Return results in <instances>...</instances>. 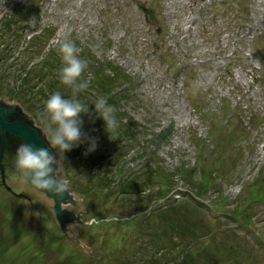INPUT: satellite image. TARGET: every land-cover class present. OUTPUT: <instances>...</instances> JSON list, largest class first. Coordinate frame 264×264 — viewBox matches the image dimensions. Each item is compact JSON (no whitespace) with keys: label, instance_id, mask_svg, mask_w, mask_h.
<instances>
[{"label":"rangeland","instance_id":"374dc122","mask_svg":"<svg viewBox=\"0 0 264 264\" xmlns=\"http://www.w3.org/2000/svg\"><path fill=\"white\" fill-rule=\"evenodd\" d=\"M15 7L26 14L19 50L31 35L54 29L40 58L70 34L97 60L129 75L120 110L132 148L109 168L104 195L85 194L103 168L85 170L50 146L46 129L7 96L19 85L12 72L0 105L44 135L57 159L55 175L76 200L61 207L83 223L65 219L63 235L52 199L14 167L23 142L6 134L0 264H264V0H0V23ZM142 149L150 152L147 162ZM138 172L137 194L117 193L127 182L122 177ZM192 174L210 184L197 199L200 208L186 205L194 239L171 242L167 221L156 216L174 200H191ZM234 231L238 242L229 236ZM237 246L239 258L231 250Z\"/></svg>","mask_w":264,"mask_h":264},{"label":"trees","instance_id":"16d2710c","mask_svg":"<svg viewBox=\"0 0 264 264\" xmlns=\"http://www.w3.org/2000/svg\"><path fill=\"white\" fill-rule=\"evenodd\" d=\"M31 6L28 7V11L32 10ZM13 11V16L10 17V15H8L4 17L2 20L3 22L1 21L0 23V46H2L0 48V93L3 83L9 81L10 74L14 72L16 78L19 79V85L11 87L12 90L7 94V96H9L11 100H16L23 105L31 114L34 121L44 129L47 128L45 103L52 93L59 91L65 98L78 99L85 105H88L89 113H91V115L84 113L81 114V119L83 120L82 131L87 132L92 137L98 138V146L95 151L86 156L83 154L88 147L86 142L80 144L78 147H74L71 151H66V153L67 158H70L73 161L77 158V161H74V165L82 163V167L85 170L93 168L94 165L103 168V171H98L96 173L95 178L94 176L89 178L90 181L95 180L97 182L96 185L98 188L95 186L87 188L84 187L83 190H86L85 194H90L95 189H101L104 195L112 184L110 177L107 175L108 172H111L109 168L117 164L118 161H120V159H122V157H124L132 148L127 146L131 140V137L128 135L131 131L123 125L122 120L124 113L120 110V102L127 97L129 89L126 85L131 82L130 77L118 65H114L112 62L106 60L104 62H100L90 51L80 47L77 42H74L76 47L79 48L78 54L80 58L87 60L88 62L87 68L82 74L81 80H86L89 85L86 90L74 93L71 88L62 84L60 79V69L63 67V63L61 60L59 46L62 41L53 46L46 52L45 55H43L42 58H40L43 50L46 49L45 47L47 46L49 37L54 34V29L50 30L44 28L42 31L31 35L25 49L21 51L19 50V47L17 48L16 46L24 36V27L19 25V23H23L25 18H22L21 16L23 15L21 14V9L15 7ZM25 15L26 14L23 16ZM19 16L20 18H18ZM14 48L15 52H13ZM17 53L18 56L15 57ZM37 58H39V60L35 62V59ZM100 97L105 98L109 105H114L117 109L115 116L118 121V129L116 139L114 140L109 139V134L105 131V122L102 118L96 115L95 106L92 104ZM167 132L168 131H166V133ZM136 146L138 147L137 149H140L139 145ZM140 153H142V157H145L144 160L147 162L150 152H148L147 149H142ZM104 160L106 161L104 162ZM118 171H120V169ZM151 171L152 170L148 172L146 171V174L149 176L152 175ZM202 174L204 177L205 172L202 171ZM139 176H141L140 172L137 174L132 173L129 176L130 178L123 176V181L127 182L120 187V190H117V193L120 194L124 192L126 197H128V195H130L133 191L137 194L139 186L136 179ZM196 176V174H192L190 176L189 183L196 189V191H193L190 194L191 200H186L179 204L176 203V200H174L156 216L158 220L163 222L167 221V225H169L167 231L168 241L171 240L172 242L174 237H179L180 243L182 241L189 240V238L191 240L194 239V232L186 229L192 228L191 222H189L188 218L184 214L186 211V205L200 208V204L203 203L198 202L197 199L200 201L202 193L210 185L208 180H206L204 184L202 179L196 183ZM252 187H259L258 182L254 181ZM249 204L250 203H248V205ZM248 205L246 207H248ZM246 207L243 209V212H245ZM242 217L243 220L245 217L246 220H250V214L245 213ZM198 227L200 228L199 230L201 233H203L204 228L201 225ZM236 235L237 232L235 231L229 235L234 242H238ZM187 242L189 243V241ZM239 247L240 246L231 248L236 255H239L238 258L240 257ZM221 248L227 250V247ZM221 248L218 247V250ZM168 250L170 251L171 249L169 248ZM159 251L160 250H158L157 253L160 255ZM180 252L181 251L178 249L174 255L178 256ZM198 255L201 256V253H198ZM203 256L205 258L206 255ZM151 262L155 263V260L153 259ZM156 264H161V262Z\"/></svg>","mask_w":264,"mask_h":264},{"label":"clouds","instance_id":"9594fccd","mask_svg":"<svg viewBox=\"0 0 264 264\" xmlns=\"http://www.w3.org/2000/svg\"><path fill=\"white\" fill-rule=\"evenodd\" d=\"M59 51L63 63L60 69L61 83L71 88L74 93L86 90L89 86L88 82L81 80V77L88 62L80 58L79 49L70 39V34L64 35ZM92 104L95 106L96 115L105 122V131L109 134V139H116L118 129L115 116L116 107L109 105L103 97L98 98ZM45 110L47 114L45 136L50 146L58 149L61 155L85 142L88 144L83 153L85 156L96 150L98 138L82 131L81 114L91 115L88 105L78 99L65 98L59 91H56L47 99ZM13 161L16 171L35 188L61 198L68 190L66 181L55 175L54 165L57 164V159L48 148L22 143L18 146Z\"/></svg>","mask_w":264,"mask_h":264},{"label":"water","instance_id":"95a60500","mask_svg":"<svg viewBox=\"0 0 264 264\" xmlns=\"http://www.w3.org/2000/svg\"><path fill=\"white\" fill-rule=\"evenodd\" d=\"M146 11V10H145ZM147 12V11H146ZM151 14V13H149ZM12 107L0 105V175L2 182L5 184L4 168L1 163L3 152L6 148V134L19 138L23 143L33 144L36 147L47 148L44 142V135L39 134V130L33 125L25 122L23 119L9 118V113L12 111ZM27 183L32 188L45 193L53 201L52 210L61 226V229L65 231L64 220L73 219L78 223H82L79 214H75L68 209H61V203L75 204L76 200L73 199V195L67 190L63 194V197H57L50 192H46L32 186L28 181Z\"/></svg>","mask_w":264,"mask_h":264},{"label":"flooded vegetation","instance_id":"af4514ba","mask_svg":"<svg viewBox=\"0 0 264 264\" xmlns=\"http://www.w3.org/2000/svg\"><path fill=\"white\" fill-rule=\"evenodd\" d=\"M59 225H60V224H59ZM60 228H61V226H60ZM61 232L63 233L64 236H66V235L64 234L65 232H64L62 229H61Z\"/></svg>","mask_w":264,"mask_h":264}]
</instances>
